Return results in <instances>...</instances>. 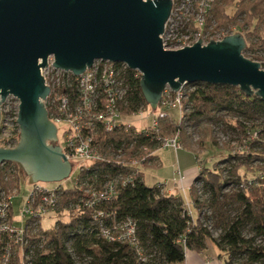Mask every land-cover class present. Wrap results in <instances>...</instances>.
Masks as SVG:
<instances>
[{
	"label": "trees",
	"instance_id": "1",
	"mask_svg": "<svg viewBox=\"0 0 264 264\" xmlns=\"http://www.w3.org/2000/svg\"><path fill=\"white\" fill-rule=\"evenodd\" d=\"M209 5L204 32L237 24L241 32L245 28L249 32L244 54L253 52L249 35L261 30L264 0H213ZM189 28L197 29L194 21ZM261 40L259 48L264 51V37ZM135 74L132 69L126 74L129 91L120 108L124 119L152 109L144 97L141 78ZM187 85L191 91L186 92L182 108L164 110L166 115L157 130L152 123L140 131L129 123L102 134L106 161L82 171L74 188H65L62 208L73 205L77 210L57 221L53 230L40 229L34 241V264H185L187 251L201 253L208 248V241L219 248L227 264H264V166L257 165L264 163V127L257 125L264 124V101L232 85ZM173 110L178 111V119H170ZM184 123L193 128L220 125L243 134L245 140L242 149L213 165L193 150L201 165L194 184L202 182L203 188L200 193L192 185L191 213L183 196L165 194L161 184L148 186L139 168L159 167L155 153L163 149L166 136H178L183 148L192 149ZM202 127L199 144L205 149L210 131ZM210 142L217 145L212 137ZM146 152L148 160L142 159L139 165L130 163ZM119 154L129 161L112 158ZM20 169L22 165L15 162L0 165V191L20 187ZM82 187L94 192L111 187L112 194L90 207L84 201L91 194L86 196ZM98 212L105 215L108 235L94 219ZM130 222L135 224L132 240L122 236ZM3 252L0 247V256Z\"/></svg>",
	"mask_w": 264,
	"mask_h": 264
},
{
	"label": "water",
	"instance_id": "2",
	"mask_svg": "<svg viewBox=\"0 0 264 264\" xmlns=\"http://www.w3.org/2000/svg\"><path fill=\"white\" fill-rule=\"evenodd\" d=\"M173 0H0L1 107L19 101L20 141L0 147V165H22L32 182H61L73 169L57 145L58 127L43 100L50 93L42 76L54 66L80 76L96 61L128 65L141 72L144 97L154 110L170 87L203 82L239 87L264 101L262 63L244 55L243 34L202 39L193 46L166 49L162 41Z\"/></svg>",
	"mask_w": 264,
	"mask_h": 264
},
{
	"label": "built area",
	"instance_id": "3",
	"mask_svg": "<svg viewBox=\"0 0 264 264\" xmlns=\"http://www.w3.org/2000/svg\"><path fill=\"white\" fill-rule=\"evenodd\" d=\"M173 2L174 8L169 17L170 20L166 24V31L162 35L166 49H182L185 46H193L200 39L203 44H208L211 40H223L226 37L227 31L224 29L218 30L211 27L206 32L203 30L210 8L209 3H212L213 0H203L202 12L197 13L195 17H186L185 14L180 15L178 12L181 2L182 5L187 2L191 5L193 0H173ZM193 21L197 25V29L189 28ZM54 62L55 57L50 56L47 66L42 68L45 84L50 89L49 96L43 102L49 113V118L63 135V144L60 147H62L65 157L71 163L72 169L78 168L80 174L97 163L106 161L107 157L103 154L105 147L101 141L102 134H107V132L127 124L120 108L129 91L126 74L131 68L122 63L96 61L92 68L77 76L72 71L56 68ZM134 71L136 77L142 78L139 70ZM186 85L184 84L179 91H174L170 87L165 89L157 110L151 114L154 130L158 129L160 119L166 115L164 110L175 107L182 108L183 101L187 97ZM19 104L18 101L15 114L18 112ZM144 114L145 111L141 110L137 116L140 117ZM0 129L3 127L1 126ZM255 136L257 137L258 133H255ZM1 138L0 135V147L12 148L18 144L16 138ZM167 147L178 150L183 148V144L178 136H175V138L163 139V149ZM132 163L135 165L134 162ZM12 171L14 174L17 172L14 167ZM6 180L9 181V177ZM76 180L75 185H78V179ZM126 180L130 182L132 179ZM194 186L201 193L202 182L196 183ZM110 188L98 192L89 188L83 189L86 191L84 194L86 196L91 194V197L86 201L83 199L82 203L84 201L86 206L95 207L98 202L109 198L112 194L109 191ZM20 190L19 186H14L0 191V247L4 249L3 255L0 256V264H34L32 260L36 247L34 241L37 239L40 229L42 231V221L54 215H57L56 221H59L62 217L65 218L67 213L74 214L77 210L73 205L62 208L64 205L61 203V197L65 190L62 186L50 190L44 182H33L30 194L23 201L21 223L17 226L13 215V206L14 197L19 195ZM192 205L193 201L187 202L190 213ZM104 216L103 212H98L94 219L96 223L100 224L101 232L108 235L110 232L104 224L102 218ZM125 227L127 230H124L122 236L130 240L134 239L135 224L126 223Z\"/></svg>",
	"mask_w": 264,
	"mask_h": 264
},
{
	"label": "rangeland",
	"instance_id": "4",
	"mask_svg": "<svg viewBox=\"0 0 264 264\" xmlns=\"http://www.w3.org/2000/svg\"><path fill=\"white\" fill-rule=\"evenodd\" d=\"M182 1V0H181ZM203 0H193V2L191 3V5L187 2V4L181 5L179 6V14L181 15L182 13L185 14L186 17L188 16H193L195 17V15L197 13H201L202 12V8H203ZM177 9V10H178ZM181 9V10H180ZM198 9V10H196ZM197 11V12H196ZM238 23L244 24L243 20H239ZM224 28L225 31H227V35H233V34H238L241 33L243 34L244 37H246L248 35V30L245 28L244 32H241L238 28L237 24H228L225 26H222ZM261 30L258 33H250L249 38L250 41L253 45V52H250L249 54H244L246 57H248L249 59H253L256 60L260 63H264V51H260L259 48V43H261V39L262 37H264V23L261 24ZM237 28V29H236ZM254 28V27H253ZM251 28L250 30L252 31ZM235 29V30H234ZM262 36V37H260ZM247 38V37H246ZM186 92L191 91L190 86L186 85L185 87ZM18 99L16 97L13 96H9L7 98V100L5 101V103L2 105L1 107V113H2V127L3 129H0V135L3 139H7V138H18L17 139V143L20 141V126H18L17 124V117L15 118V111L18 107ZM18 113V112H17ZM151 114H153L152 109H147L145 111L144 115H141L140 117L137 115H133V116H129V117H125V121L127 122V124H132L138 131H140L141 129H144L146 126H150L152 123L151 120ZM178 111L173 110L171 112L170 115V119H178ZM16 121V123H15ZM264 123V120H263ZM184 125V130H185V135L186 137H188V140L190 141L191 144V148L194 151L200 152L202 153V157L204 159L207 160L208 165H213L215 162L221 160L222 158L228 156L229 154H231V152L236 153L238 152L240 149L243 148V143H245L244 140V136L243 134H238L235 133L234 131H230L227 130L225 128H222L220 125H207V124H202L200 126H197V128H193L190 126H187L185 123ZM259 126H263L264 124H258ZM208 128L210 131V138L212 137L213 140L216 141L217 145L214 146V144H212L210 142V138L207 142L206 148L203 149L200 147V140H202V132H204V127ZM60 129V128H59ZM59 135H60V144H63V135H61V132L59 130ZM174 135H170V136H166L167 138H171ZM1 138V139H2ZM181 139V138H180ZM246 139V138H245ZM182 141V140H181ZM243 142V143H242ZM16 143V144H17ZM183 143V141H182ZM162 154H164V151L161 152ZM149 154L143 153L141 156H139L137 159H134L131 162H134L135 165H137V163H140L142 161V159H149ZM114 160L119 161H126L128 162L129 160H127V156L124 155H120L119 156H113L112 157ZM132 158V157H131ZM111 159V158H110ZM147 159V160H148ZM139 165V164H138ZM257 165L259 166H264V163H258ZM139 168H142L141 170L143 171V176L145 177L146 180V184L148 186H153L155 181H154V177L150 176L151 171L153 172L154 168L151 169L149 167H143L140 166ZM21 171V176H20V193L19 195L14 197V206H13V215L15 217V224L17 226L20 225L21 223V210L24 206L23 201L25 200L26 196H28L30 194V191L33 188V182L31 180V176H28L27 172L24 171V169H20ZM79 176V171L78 168H74L73 172L71 173L70 177L64 179V181L61 182H46L45 186L47 188H49L50 190H53V188L62 186L63 188H74L75 184H76V179H78ZM255 177H249V179H253ZM82 189H85L82 187ZM84 191V190H82ZM84 193H86V191H84ZM57 215H54L52 217H47V219L42 221V226L45 230H53L56 224V218ZM208 246L209 248H206L204 250V253L207 254H212L213 252H216L217 249L215 248V244H213L211 241H208ZM191 253V251H187V255Z\"/></svg>",
	"mask_w": 264,
	"mask_h": 264
},
{
	"label": "crops",
	"instance_id": "5",
	"mask_svg": "<svg viewBox=\"0 0 264 264\" xmlns=\"http://www.w3.org/2000/svg\"><path fill=\"white\" fill-rule=\"evenodd\" d=\"M162 151L164 154L161 153ZM155 154L159 159V167H151V169L154 168L150 173V176L154 177V185H163L165 194L180 195L185 198L186 202L192 201V197H190L192 185L197 180L201 169L193 149L174 150L167 147L160 149ZM215 248L217 251L213 252V255L204 253V251L198 253L191 250L185 264H227L225 258L221 256L222 252L216 245Z\"/></svg>",
	"mask_w": 264,
	"mask_h": 264
},
{
	"label": "flooded vegetation",
	"instance_id": "6",
	"mask_svg": "<svg viewBox=\"0 0 264 264\" xmlns=\"http://www.w3.org/2000/svg\"><path fill=\"white\" fill-rule=\"evenodd\" d=\"M2 118H3V117H2ZM2 120H3V119H2ZM2 120H1L0 127L2 126ZM57 135H58V142H57L56 144L60 146L61 144H60V135H59V131H58Z\"/></svg>",
	"mask_w": 264,
	"mask_h": 264
}]
</instances>
